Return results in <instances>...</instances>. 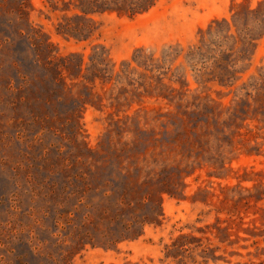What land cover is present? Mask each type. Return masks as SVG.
<instances>
[{"label":"rangeland","instance_id":"rangeland-1","mask_svg":"<svg viewBox=\"0 0 264 264\" xmlns=\"http://www.w3.org/2000/svg\"><path fill=\"white\" fill-rule=\"evenodd\" d=\"M0 264H264V0H0Z\"/></svg>","mask_w":264,"mask_h":264},{"label":"trees","instance_id":"trees-1","mask_svg":"<svg viewBox=\"0 0 264 264\" xmlns=\"http://www.w3.org/2000/svg\"><path fill=\"white\" fill-rule=\"evenodd\" d=\"M175 244L177 245V243H175ZM175 244H174V245H175Z\"/></svg>","mask_w":264,"mask_h":264}]
</instances>
